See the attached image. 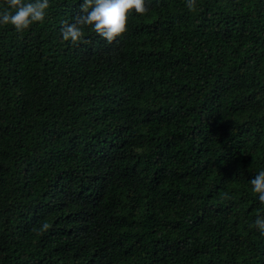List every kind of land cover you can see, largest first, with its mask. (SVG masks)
Listing matches in <instances>:
<instances>
[{"label":"trees","instance_id":"1","mask_svg":"<svg viewBox=\"0 0 264 264\" xmlns=\"http://www.w3.org/2000/svg\"><path fill=\"white\" fill-rule=\"evenodd\" d=\"M82 2L0 25V264H264V0H145L74 46Z\"/></svg>","mask_w":264,"mask_h":264},{"label":"clouds","instance_id":"2","mask_svg":"<svg viewBox=\"0 0 264 264\" xmlns=\"http://www.w3.org/2000/svg\"><path fill=\"white\" fill-rule=\"evenodd\" d=\"M189 11L196 10V0H187ZM50 0H2L0 2V25L12 26L17 33H23L33 24L46 19ZM149 12L145 0H83L80 13L74 22H63L61 35L64 41L78 46L90 43L85 39V29L91 28L101 39L112 44L127 34L129 18L135 13L144 16ZM251 190L264 204V170L250 181ZM227 198V194H225ZM264 235V215H258L253 225ZM49 224L42 225L47 230Z\"/></svg>","mask_w":264,"mask_h":264}]
</instances>
